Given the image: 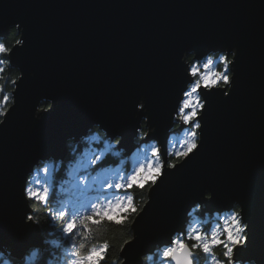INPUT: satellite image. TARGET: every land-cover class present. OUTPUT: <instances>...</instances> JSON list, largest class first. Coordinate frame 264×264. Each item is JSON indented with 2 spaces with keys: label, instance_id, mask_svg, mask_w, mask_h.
<instances>
[{
  "label": "water",
  "instance_id": "water-1",
  "mask_svg": "<svg viewBox=\"0 0 264 264\" xmlns=\"http://www.w3.org/2000/svg\"><path fill=\"white\" fill-rule=\"evenodd\" d=\"M12 27L25 44L11 46L17 104L0 127V242L23 250L41 238L39 226L24 223L21 195L36 156L63 154L67 136L97 121L131 146L146 114L136 111L141 96L155 135L166 140L186 88L184 51L237 46L232 93H206L203 145L153 190L122 256L140 264L139 255L183 230L188 206L212 191L209 209L244 204L252 221L244 257L264 264V0H0V40ZM42 97L59 103L36 120Z\"/></svg>",
  "mask_w": 264,
  "mask_h": 264
},
{
  "label": "clouds",
  "instance_id": "clouds-1",
  "mask_svg": "<svg viewBox=\"0 0 264 264\" xmlns=\"http://www.w3.org/2000/svg\"><path fill=\"white\" fill-rule=\"evenodd\" d=\"M24 44L25 40L17 41L21 47ZM238 53L237 46L204 55L196 49L184 51L180 61L190 79L177 97L166 140L155 135L148 101L141 96L136 111L146 114L139 119L131 146L124 135L111 134L97 121L78 135L67 136L63 154L36 156L24 174L21 195L26 204L24 223L39 226L41 238L23 250L0 242V264H128V257L119 253L138 238L132 225L150 205L162 178L203 145L206 93L213 89L222 90L225 97L232 93ZM11 54V48L0 42V74L9 66ZM23 77L22 71L19 80ZM11 84L19 87L16 79ZM0 92L3 127L17 97L16 92H4L3 85ZM58 103L42 97L34 119L42 120ZM145 124L156 130L150 134ZM212 199L214 193L205 191L190 204L183 230H172L141 253L140 264H260L256 258L244 257L252 237L244 204L233 201L231 206L209 209L205 201ZM111 226L123 229L118 246Z\"/></svg>",
  "mask_w": 264,
  "mask_h": 264
},
{
  "label": "trees",
  "instance_id": "trees-1",
  "mask_svg": "<svg viewBox=\"0 0 264 264\" xmlns=\"http://www.w3.org/2000/svg\"><path fill=\"white\" fill-rule=\"evenodd\" d=\"M19 35H18V31L16 27H12L10 29L9 35L4 39V40H0V42L4 43L6 47H10L18 40ZM231 58V57H230ZM2 75L4 78L3 80H0V85H3V91L4 92H8V93H12L14 86L11 84V80L12 79H17L19 76V71L13 67L9 66L5 68V71ZM3 93L0 92V95H2ZM47 106V105H44ZM145 130L146 126H145ZM112 230L115 234H117V240H116V244L117 246L120 243L119 240V232H121L123 229L121 228V226H111ZM113 255H116V250H113ZM120 256H122V253H119Z\"/></svg>",
  "mask_w": 264,
  "mask_h": 264
}]
</instances>
